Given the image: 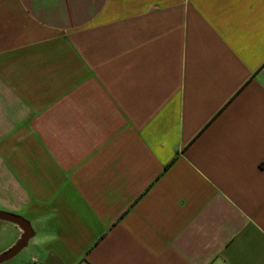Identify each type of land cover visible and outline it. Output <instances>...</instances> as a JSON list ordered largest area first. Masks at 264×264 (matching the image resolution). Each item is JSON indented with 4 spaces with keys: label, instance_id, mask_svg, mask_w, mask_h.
<instances>
[{
    "label": "crops",
    "instance_id": "0c3cea01",
    "mask_svg": "<svg viewBox=\"0 0 264 264\" xmlns=\"http://www.w3.org/2000/svg\"><path fill=\"white\" fill-rule=\"evenodd\" d=\"M0 210V264H264V0H0Z\"/></svg>",
    "mask_w": 264,
    "mask_h": 264
},
{
    "label": "water",
    "instance_id": "95a60500",
    "mask_svg": "<svg viewBox=\"0 0 264 264\" xmlns=\"http://www.w3.org/2000/svg\"><path fill=\"white\" fill-rule=\"evenodd\" d=\"M0 219L16 223L23 231L19 240L12 247L0 254V263H2L18 254L27 245L34 231L30 222L18 214L0 210Z\"/></svg>",
    "mask_w": 264,
    "mask_h": 264
}]
</instances>
